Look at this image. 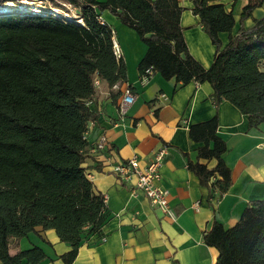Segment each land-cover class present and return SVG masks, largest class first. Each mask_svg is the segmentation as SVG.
I'll return each mask as SVG.
<instances>
[{"label": "trees", "instance_id": "1", "mask_svg": "<svg viewBox=\"0 0 264 264\" xmlns=\"http://www.w3.org/2000/svg\"><path fill=\"white\" fill-rule=\"evenodd\" d=\"M49 12L0 17V264H41L39 247L9 252L11 240L53 230L69 251L59 257L73 264L79 246L107 225L111 214L88 172L92 167L87 126L97 120L93 79L105 86L113 104L126 81L123 59L112 52V30L101 23L108 12L134 31L146 46L137 72L147 69L175 90L208 83L211 102L233 105L248 118V127L264 123V16L253 19L264 0H247L239 28L231 10L219 0H190L191 13L215 47L208 69L189 53L180 26L177 0H29ZM238 0H232L231 7ZM18 5L14 0H0ZM60 14H52L50 11ZM78 16L83 24L62 15ZM252 18L253 26L243 22ZM228 35L222 46L219 35ZM218 117L191 125L188 137L200 146L186 167L212 197L231 186V171L217 136ZM205 161V163H200ZM214 166L208 168V163ZM203 243L217 253L215 264H264V199L251 202L230 229L214 222Z\"/></svg>", "mask_w": 264, "mask_h": 264}, {"label": "crops", "instance_id": "2", "mask_svg": "<svg viewBox=\"0 0 264 264\" xmlns=\"http://www.w3.org/2000/svg\"><path fill=\"white\" fill-rule=\"evenodd\" d=\"M177 1L182 8L180 26L188 51L208 69L215 47L202 31L199 19L191 13L190 0ZM218 3L232 11L234 35L247 0H238L232 7V0ZM251 16L263 17L264 4L254 9ZM252 18L243 22L245 28L253 26ZM100 20L109 26L119 44L126 73L123 87L130 88L135 100L121 116L120 100L113 104L105 86L95 94L97 120L88 124L86 141L91 147L101 136L106 141L104 150L90 152L89 164L92 167L99 164L101 171H89L88 178L104 196L111 218L99 234L81 243L73 264H215L218 253L203 243V234L214 222L224 229L232 228L251 202L264 199V123L249 128L248 118L226 101L215 109L208 83H190L175 90L174 79L166 81L158 73H152L142 83L137 66L146 46L134 31L108 12ZM219 39L224 46L228 35L222 33ZM260 70L264 71V61ZM215 114L217 136L226 144L223 160L231 171L232 182L225 194L215 193L210 197L209 191L199 185L186 167L187 159L196 161L200 146L189 139L188 128ZM162 146L168 151L159 185L169 192V205L175 214L173 221L150 205L135 188V178L122 179L112 171L114 165L133 156L144 166ZM214 164L210 161L208 168ZM33 247H39L46 255L41 264H63L59 257L69 251L53 230H46L40 236L30 233L18 241L11 240L9 252L13 255Z\"/></svg>", "mask_w": 264, "mask_h": 264}, {"label": "built area", "instance_id": "3", "mask_svg": "<svg viewBox=\"0 0 264 264\" xmlns=\"http://www.w3.org/2000/svg\"><path fill=\"white\" fill-rule=\"evenodd\" d=\"M100 22L102 23V21ZM111 43L113 55L118 61L121 58V50L113 32L111 34ZM151 75V69H147L139 76L141 82L146 83ZM93 87L95 90L101 87V81L97 77L93 79ZM111 89L121 91V96L119 98L120 101L118 103V113L119 115L124 116L127 109L133 104L135 97L127 86L123 87V85L115 84ZM85 140H87L86 134ZM105 141L106 139L104 136L99 137V140L94 146H89L90 152L94 153L104 150ZM167 151V148L162 146L154 152L151 159L143 167L140 166L138 158L133 156L124 162L114 165L112 171L122 179L129 180L130 178H135V188L143 193L150 205L173 221L175 220V214L169 205V193L159 185L161 178L160 169L167 155ZM102 240L104 241V238Z\"/></svg>", "mask_w": 264, "mask_h": 264}, {"label": "bare ground", "instance_id": "4", "mask_svg": "<svg viewBox=\"0 0 264 264\" xmlns=\"http://www.w3.org/2000/svg\"><path fill=\"white\" fill-rule=\"evenodd\" d=\"M49 12L47 9L43 8L39 4H35L33 2H24L20 4V6L13 5H4L0 6V16L7 15H43L44 13ZM52 14L57 15L58 13L54 10L50 11ZM62 17L66 20H72L74 22L80 23L76 17L62 15ZM117 91V90H113Z\"/></svg>", "mask_w": 264, "mask_h": 264}, {"label": "rangeland", "instance_id": "5", "mask_svg": "<svg viewBox=\"0 0 264 264\" xmlns=\"http://www.w3.org/2000/svg\"><path fill=\"white\" fill-rule=\"evenodd\" d=\"M15 1V3H19L18 5H16V6H20V4L21 3H23V1L24 2H30L29 0H14ZM239 2H241V1H239ZM34 3V2H33ZM5 5H13V4H5ZM4 6V5H3ZM13 6H15V5H13ZM235 11H237V9H238V7H235ZM49 11V10H48ZM57 13H58V15H57V17H61V16H59V12L58 11H56ZM28 15H30V14H28ZM17 16V15H16ZM21 16H24V15H21ZM1 17V16H0ZM72 17H78V16H76V15H73ZM102 86H104L103 84H102V82H101V87L99 88V89H97V90H95V92H98L101 88H102ZM136 157V156H135ZM132 158V157H131ZM139 160V159H138ZM140 162V161H139ZM163 164V163H162ZM143 167V166H142ZM162 167V166H161ZM160 176H161V169H160ZM160 180H161V178H160ZM160 182V181H159ZM161 187V186H160ZM162 188V187H161ZM169 193V192H168Z\"/></svg>", "mask_w": 264, "mask_h": 264}, {"label": "water", "instance_id": "6", "mask_svg": "<svg viewBox=\"0 0 264 264\" xmlns=\"http://www.w3.org/2000/svg\"><path fill=\"white\" fill-rule=\"evenodd\" d=\"M77 20L80 21V23H78V22H76V23H78L79 25L83 24L82 20L79 17H77Z\"/></svg>", "mask_w": 264, "mask_h": 264}]
</instances>
